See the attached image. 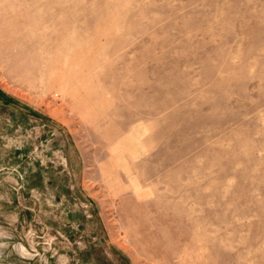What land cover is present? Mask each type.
<instances>
[{
	"label": "rangeland",
	"instance_id": "374dc122",
	"mask_svg": "<svg viewBox=\"0 0 264 264\" xmlns=\"http://www.w3.org/2000/svg\"><path fill=\"white\" fill-rule=\"evenodd\" d=\"M0 264H264V0H0Z\"/></svg>",
	"mask_w": 264,
	"mask_h": 264
}]
</instances>
